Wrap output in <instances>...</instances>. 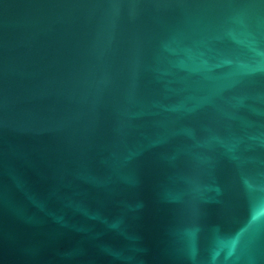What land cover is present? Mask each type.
I'll return each instance as SVG.
<instances>
[{"label": "water", "instance_id": "1", "mask_svg": "<svg viewBox=\"0 0 264 264\" xmlns=\"http://www.w3.org/2000/svg\"><path fill=\"white\" fill-rule=\"evenodd\" d=\"M0 264H264V0H0Z\"/></svg>", "mask_w": 264, "mask_h": 264}]
</instances>
